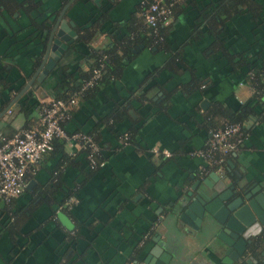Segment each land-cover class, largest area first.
<instances>
[{"label": "crops", "instance_id": "1", "mask_svg": "<svg viewBox=\"0 0 264 264\" xmlns=\"http://www.w3.org/2000/svg\"><path fill=\"white\" fill-rule=\"evenodd\" d=\"M140 1L0 0V135L37 126L41 101L64 94L63 80L84 83L97 68L94 55L111 50L115 74L77 96L63 124L68 136L83 132L97 143L104 166L91 169L88 149L54 139L27 172L24 192L9 205L0 201V264L142 257L158 264L162 256L166 264H224L228 257L220 229L204 232L188 205L213 192L215 174L226 187L264 188V110L256 107L262 117L247 122L219 169L191 152L204 151L223 123L214 109L235 110L254 97L249 67L264 58V0H255L254 17L246 3L226 13V0H174L156 32ZM60 14L67 45L43 73Z\"/></svg>", "mask_w": 264, "mask_h": 264}, {"label": "built area", "instance_id": "2", "mask_svg": "<svg viewBox=\"0 0 264 264\" xmlns=\"http://www.w3.org/2000/svg\"><path fill=\"white\" fill-rule=\"evenodd\" d=\"M166 1H140L142 7L140 14L154 32L160 24L171 18L174 0ZM103 68L104 63H101L99 68L94 69L90 78L83 83L81 90L73 96L41 101L37 126L22 129L10 137L0 135V201L9 205L24 192L27 172H33L44 154L52 150L56 138H70L79 147L88 149L87 160L91 169L104 166V161L99 157L97 143L83 132L76 131L68 136L63 125L71 117V109L78 101L77 96L93 87L101 78ZM243 138L239 124L226 123L224 127L210 132L204 151L197 150L191 154L203 156L218 168L223 166L225 155L235 151ZM123 139L125 142L128 140L127 133L124 134ZM154 152L161 153L158 149ZM162 153L167 157L171 155L166 150Z\"/></svg>", "mask_w": 264, "mask_h": 264}, {"label": "water", "instance_id": "3", "mask_svg": "<svg viewBox=\"0 0 264 264\" xmlns=\"http://www.w3.org/2000/svg\"><path fill=\"white\" fill-rule=\"evenodd\" d=\"M61 17L62 14L58 16L48 37L39 66L44 67L43 73L53 68L63 51L61 47L67 45L64 42L68 41V36L63 33L67 27ZM40 79L41 75L38 77ZM211 177L217 180L213 192L198 193L188 205L196 213V223L203 225V231L209 234L220 229L217 235L227 246L228 257L223 260L224 264H264V188L258 184L256 187L260 191L256 192V188L245 187L241 182L226 187L216 174ZM138 260V264H152L145 257ZM161 260L162 263L158 264L167 263L164 256Z\"/></svg>", "mask_w": 264, "mask_h": 264}, {"label": "trees", "instance_id": "4", "mask_svg": "<svg viewBox=\"0 0 264 264\" xmlns=\"http://www.w3.org/2000/svg\"><path fill=\"white\" fill-rule=\"evenodd\" d=\"M150 1V0H148ZM168 2V0L166 1ZM243 3L248 4V8L252 10L253 12V17L256 15L257 16V12L259 10V3L255 0H226V2H224L223 5H221L220 7V11L225 10L226 13L228 12H235L237 11V8L239 5H242ZM141 7V6H140ZM142 8V7H141ZM224 12H221V14H223ZM150 38H148L149 40L145 42L147 43L146 45H149V42L152 41L153 39H155L153 37V35L149 36ZM158 37V36H155ZM101 55V56H100ZM100 56V58L97 60L95 65L97 68H99L101 63H104L106 66V71L105 73V67L102 69V78L99 79L98 81L95 82V84L93 85V87L97 86L98 83H102L103 81L105 82L108 79H112L114 72L112 71L113 66L111 63V59H112V55H111V50L110 51H104L99 55H94L95 58H98ZM104 56V58H102ZM244 57V56H243ZM242 57V59H243ZM99 65V66H98ZM94 66V67H95ZM94 67L92 69H94ZM95 67V68H96ZM96 68V69H97ZM91 69V70H92ZM249 72L252 74L251 76V82L253 85V89H255V93H254V97L251 100H248L247 102H244L243 104H241L238 108H236L235 110H231L228 112H221L220 109L218 110L217 108L214 109L211 113V116H218L224 119L223 123L220 124L219 128L224 127V125L226 123H232V124H239L241 126V130H242V134L243 136L245 135L246 132V125L247 122L250 120H257L258 115H260L261 113L255 111L256 107H259L261 109V111L264 110V58L261 59V62L257 64L254 63H250V67H249ZM104 74V75H103ZM115 75V74H114ZM90 78V75L87 77L85 76L82 80L86 81ZM78 83V84H77ZM82 83L83 82H77V80L72 79V80H63L62 82H60V87H63L64 89H66L64 94H61L59 96H56L55 99H65L70 97L71 95H73V93H78L81 90L82 87ZM92 88V87H91ZM87 90L83 91L82 94L86 93ZM37 104L33 105V108L36 106ZM31 107H29L30 109ZM25 109V108H24ZM26 112L28 111L27 109H25ZM262 117L261 115L259 116V118ZM218 127V126H217Z\"/></svg>", "mask_w": 264, "mask_h": 264}]
</instances>
